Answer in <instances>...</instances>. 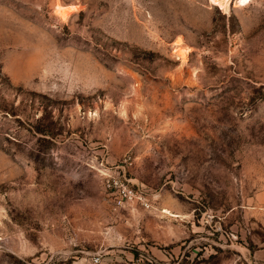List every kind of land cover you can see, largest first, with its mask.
Here are the masks:
<instances>
[{"label":"rangeland","instance_id":"rangeland-1","mask_svg":"<svg viewBox=\"0 0 264 264\" xmlns=\"http://www.w3.org/2000/svg\"><path fill=\"white\" fill-rule=\"evenodd\" d=\"M222 1L0 0V264H264V0Z\"/></svg>","mask_w":264,"mask_h":264},{"label":"bare ground","instance_id":"bare-ground-1","mask_svg":"<svg viewBox=\"0 0 264 264\" xmlns=\"http://www.w3.org/2000/svg\"><path fill=\"white\" fill-rule=\"evenodd\" d=\"M213 1H215V0H213ZM229 1H230V0H223V1L220 3V6H221L223 9L227 10V9L229 8ZM68 14H69V11H67V9H62V10H61V15H62L63 17H65V18L68 17ZM177 46H178L179 52H180L182 55H184V54L186 53L187 49H185L184 46H182L180 43H179ZM178 49H177V50H178Z\"/></svg>","mask_w":264,"mask_h":264},{"label":"built area","instance_id":"built-area-1","mask_svg":"<svg viewBox=\"0 0 264 264\" xmlns=\"http://www.w3.org/2000/svg\"><path fill=\"white\" fill-rule=\"evenodd\" d=\"M96 261L98 262L99 260L97 259Z\"/></svg>","mask_w":264,"mask_h":264}]
</instances>
